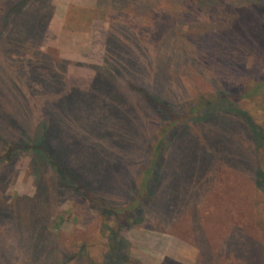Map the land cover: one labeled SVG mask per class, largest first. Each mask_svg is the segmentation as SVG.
<instances>
[{
	"label": "rangeland",
	"instance_id": "rangeland-1",
	"mask_svg": "<svg viewBox=\"0 0 264 264\" xmlns=\"http://www.w3.org/2000/svg\"><path fill=\"white\" fill-rule=\"evenodd\" d=\"M19 1L0 0V41L7 47V54L0 53V99L21 89L31 105H23L19 119L49 122L53 104L44 95L58 84L76 110L69 119L78 122L79 108L82 114L87 105L92 112L84 119L119 136L108 141L110 151L104 142L109 136L95 147L91 132L74 137V160L64 157L66 166H77L103 192L93 180L100 163L107 159L135 172L148 159L149 140L164 137L159 187L168 177L169 191L160 192L159 213L165 214L156 216V230L146 219L120 229L115 249L128 258L122 264H264L251 128L264 132L263 4L28 0L2 24L10 4ZM46 21L38 39L17 30L18 23H29L40 33ZM128 85L157 96L169 117ZM217 97L215 109V103L205 104ZM184 114L182 130L168 128L171 118ZM35 170L28 153L0 163V208L7 213L0 214V245L10 252L8 264H45L43 254L46 264H99L111 254L117 226L65 185H55L48 170L41 178ZM40 189L47 193L40 232L21 225L23 219L17 227L15 214Z\"/></svg>",
	"mask_w": 264,
	"mask_h": 264
},
{
	"label": "trees",
	"instance_id": "trees-1",
	"mask_svg": "<svg viewBox=\"0 0 264 264\" xmlns=\"http://www.w3.org/2000/svg\"><path fill=\"white\" fill-rule=\"evenodd\" d=\"M27 1L28 0H21L18 3L10 4V7L3 17L2 24H5L7 18H9L12 13L21 10ZM258 1L263 4L262 13L264 16V0ZM30 18H33L32 15H30ZM47 21L44 23L43 27L40 28V33L37 32V28H34L29 23H18L17 30L22 32L23 36L27 37L31 35L32 39H38L42 37V32L45 29ZM0 34H2V30ZM4 52L7 54V47L1 39L0 53ZM57 86L58 84H51V86L48 87V92L44 95L47 102L53 104L52 108L47 110V112L50 113L48 119L52 117L49 122L42 119L29 121L27 124L20 120L19 118H22L21 115L24 113L23 105H31L28 95L26 92H22L21 89L19 91L15 89L11 92H5L6 95L4 94L5 96L0 99V104L4 105L0 109V119L5 118V120H8V118H10L11 122L8 123L7 120L4 124L0 122V163L7 162L20 154H31L33 157V166L37 168L35 173L38 178H41L43 172L48 170L50 174L49 178L55 185H65L71 193L79 197L80 201H87L91 206L97 209L96 211L100 216L105 219L111 218V222L117 226L111 229L112 235L115 236L111 254L107 255L99 264H114L116 261L120 264L125 263L128 261V258L121 257L115 249L117 244L116 239L119 236L120 229L134 226L136 223H140L142 220L146 219L149 223L147 227L156 230L157 228L155 226L159 222L156 216H164L165 214V211L161 210L159 213L160 192L163 193V190L164 192L169 191L168 177L165 179L166 181L162 180L159 187V179L161 177L160 168L164 165L159 152L163 147L164 137L149 140L150 143L146 147L148 159L143 161V165L136 169L135 172L131 168L123 169L119 165L107 161V159L106 163H100L96 168L93 180H99L98 186L99 188L102 187L103 192L99 190L96 192L97 190L94 187L96 183L93 185L91 184V177L85 176L77 169V166H66L63 162V158L66 157L67 159L65 161L70 164L73 162L74 158L71 157L69 153L72 152V144H70V141L74 137L77 138L80 137V135H86L88 132H91L92 137L96 138L95 142L93 141L92 144V147H95L96 145L99 146L101 138L109 136L107 141L105 140L104 142L107 147L105 150L110 151L108 147L111 144L108 143V141L115 140L119 136L116 133L113 134L114 132L110 134L104 132L100 127V123L98 121H93L90 117H88L89 120L88 118L84 119L85 114L92 112L90 107H86L87 105L84 106V112L82 114L80 112L82 106L79 108L80 118L78 122L77 120L69 119L70 116L76 114V110L70 107L72 98L69 96L68 92L58 93L59 89ZM126 88H128L129 91L130 89L132 91H137L147 103L160 108L167 116L170 115L171 112L169 109L159 103L157 96L132 85H128L125 89ZM231 96L236 99V96ZM22 98L28 102H22ZM62 102L64 105L63 109L61 106L57 105V103ZM210 103H215L214 109L216 106L221 105L220 98L218 97L217 99L205 102V104H208L207 106H209ZM189 112L190 115L195 111L193 110L191 112V110H189ZM185 116L184 114L174 118L170 117L173 124L169 125L168 128L170 129L175 126L176 131H178V129L182 130L183 127L180 126V121ZM251 128L254 132V147L256 150L255 185L256 190L260 192L259 195L257 194L256 204H262L263 206V218L258 221V225L264 238V132L261 128L255 126ZM111 134L116 137L111 136ZM153 142L155 143L153 144ZM169 144L168 141L165 142V146ZM85 151L88 153V148ZM110 165H113V167H110ZM85 173H90V170H87ZM162 184L164 186L163 188H161ZM40 191L39 196H35L36 198L25 200L26 202L21 205L18 217L17 214H15L16 217L14 222L17 227V223L23 219L21 225H26L27 223V229H31L32 226H34L36 231L40 232L42 220L47 214L44 211L47 203V193H44L45 190L40 189ZM164 206L166 207V202H164ZM0 214L6 215L7 213L5 214V211L0 208ZM27 229H25V231L29 233ZM8 254L10 255V252L7 251L5 245H0V264H8L10 262ZM45 255L46 254L42 255V260L46 264ZM131 262L140 264L135 260ZM89 264L97 263L91 260Z\"/></svg>",
	"mask_w": 264,
	"mask_h": 264
}]
</instances>
